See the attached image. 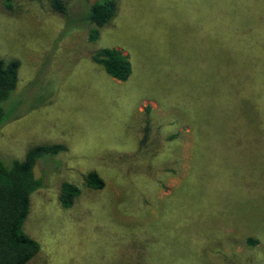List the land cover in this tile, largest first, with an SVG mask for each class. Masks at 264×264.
<instances>
[{
  "label": "rangeland",
  "instance_id": "374dc122",
  "mask_svg": "<svg viewBox=\"0 0 264 264\" xmlns=\"http://www.w3.org/2000/svg\"><path fill=\"white\" fill-rule=\"evenodd\" d=\"M63 1L68 17L50 0H0V58L19 62L3 105L0 159L22 160L42 144L65 147L37 163L42 185L22 230L39 251L28 264H264L261 112L250 143L241 117L251 101L228 93L221 116L208 110L215 67L235 84L255 77L240 56L252 38L264 59V0H119L101 28L83 22L95 0ZM208 19L221 21L232 47L208 44ZM103 48L128 56L127 81L92 62ZM173 89L198 102L202 140L181 109L163 103ZM208 132L222 138L208 140ZM89 172L103 180L101 190L86 187ZM65 182L80 189L69 209L58 199Z\"/></svg>",
  "mask_w": 264,
  "mask_h": 264
},
{
  "label": "trees",
  "instance_id": "16d2710c",
  "mask_svg": "<svg viewBox=\"0 0 264 264\" xmlns=\"http://www.w3.org/2000/svg\"><path fill=\"white\" fill-rule=\"evenodd\" d=\"M118 1H89L83 22L94 25L97 28L109 25L117 14ZM5 7L9 8V5ZM50 7L54 13L61 17H68V8L63 0H50ZM249 7L253 6L248 5ZM254 8L256 9L257 7L254 6ZM249 15L253 18L255 16L251 11ZM219 23L222 24L219 19L217 23L208 19V44L211 46L217 44L220 47H222L221 45L225 47H230L231 45L232 47L233 38L221 33ZM251 33L250 31L248 34ZM245 35L247 36V33ZM96 36V33L90 34L88 38L93 41ZM251 41L252 38L247 41L246 48H242L240 60L250 63L251 67L246 68L245 71L249 70L251 74V71L255 72V77L252 79L246 78L242 83L235 84L226 75L225 69L221 65L215 67L213 74H217L218 79L214 78V88L208 92V110L210 113L216 112L218 115L220 114L219 116L222 115L224 106L228 104L225 98L228 93L245 101H251V106L253 105L254 109L251 113L244 114L241 117L243 140L250 143L257 139L253 118L256 119L258 110L261 112L262 121L260 126L264 128V62H262L264 59L258 55L259 51L255 48L256 45L252 46L253 43ZM234 47H237V45H234ZM254 48L255 50H252ZM91 60L102 68L110 78L118 82L127 81L132 73L128 56L116 48L100 49L92 54ZM18 69V61L0 58V125L4 122L3 105L16 90ZM224 72L225 76L220 78ZM185 90L186 92L180 95V97L177 96L178 94L175 89L169 91L166 94V101L163 103L167 106L174 105L181 109L188 116L191 125H193L196 140H202L206 137L203 131H207L202 120H198L196 117L198 102L189 97L188 89ZM236 97L234 99H237ZM212 108H215V110H212ZM217 122L218 119L211 122V124H216ZM231 125L235 126V122ZM145 131L147 132V130ZM145 138L144 136L143 140ZM221 138L222 135L208 132V140H220ZM64 151L65 147L61 144H42L28 149L22 160L11 159L3 162L0 159V264H28L38 253L39 246L37 242L28 237L22 230L23 223L29 212L30 197L42 185L40 179L37 181L33 179L32 167L41 158L55 156ZM253 168L255 169L254 166ZM251 173H253L252 170H245L243 177L238 181L241 187H243L245 182H249L248 178L250 180ZM85 185L91 190H101L104 183L97 173L89 172L85 176ZM79 195L80 189L77 186L66 182L62 183L58 197L61 207L63 209L71 208ZM245 242L249 246H254L257 243L251 238H248Z\"/></svg>",
  "mask_w": 264,
  "mask_h": 264
},
{
  "label": "water",
  "instance_id": "95a60500",
  "mask_svg": "<svg viewBox=\"0 0 264 264\" xmlns=\"http://www.w3.org/2000/svg\"><path fill=\"white\" fill-rule=\"evenodd\" d=\"M32 175H33V179L35 181L39 180L40 177H41V173L39 171V168H38V164H34V166L32 167Z\"/></svg>",
  "mask_w": 264,
  "mask_h": 264
}]
</instances>
